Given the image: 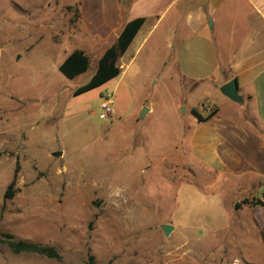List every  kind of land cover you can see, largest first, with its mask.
Returning <instances> with one entry per match:
<instances>
[{
  "label": "rangeland",
  "instance_id": "obj_1",
  "mask_svg": "<svg viewBox=\"0 0 264 264\" xmlns=\"http://www.w3.org/2000/svg\"><path fill=\"white\" fill-rule=\"evenodd\" d=\"M82 2L0 0V230L60 255L0 244V264H264L254 208L235 207L238 191L203 190L184 166L176 144L194 117L178 105L198 107L203 90L191 96L173 65L161 70L154 40L121 76L73 95L98 63L92 52L86 73L59 71L82 43ZM142 107L152 108L143 118Z\"/></svg>",
  "mask_w": 264,
  "mask_h": 264
},
{
  "label": "crops",
  "instance_id": "obj_2",
  "mask_svg": "<svg viewBox=\"0 0 264 264\" xmlns=\"http://www.w3.org/2000/svg\"><path fill=\"white\" fill-rule=\"evenodd\" d=\"M79 10L82 43L76 50L97 53V61L129 22L145 19L118 61L121 75L154 40L161 70L173 65L191 96L203 90L198 107L205 114L195 104L178 105L194 117L176 144L188 151L184 166L200 175L205 191L221 198L238 191L235 207L250 205L256 224L264 225V0H83ZM231 80L242 102L221 94Z\"/></svg>",
  "mask_w": 264,
  "mask_h": 264
},
{
  "label": "trees",
  "instance_id": "obj_3",
  "mask_svg": "<svg viewBox=\"0 0 264 264\" xmlns=\"http://www.w3.org/2000/svg\"><path fill=\"white\" fill-rule=\"evenodd\" d=\"M144 22V18H138L129 22L124 27L117 42L108 48L98 60L96 72L86 84L75 89L74 96L98 88L121 75L118 61L126 53ZM90 63V58L83 51L75 50L59 66V71L68 80H73L86 73L89 70ZM195 114L198 115L196 111ZM17 173L18 168L15 171L13 182L4 195L5 200L13 197L12 190L16 182ZM236 208H239V204L236 205ZM0 244L6 245L14 254H37L49 259H60V255L54 247L17 240L10 234L2 233L1 230Z\"/></svg>",
  "mask_w": 264,
  "mask_h": 264
},
{
  "label": "water",
  "instance_id": "obj_4",
  "mask_svg": "<svg viewBox=\"0 0 264 264\" xmlns=\"http://www.w3.org/2000/svg\"><path fill=\"white\" fill-rule=\"evenodd\" d=\"M209 25L211 26V22L209 23ZM220 92L223 96H225L226 98L234 101V102H242L241 97H239V93H238V84L236 80H231L228 83H226L225 85L220 87ZM148 112L147 108H144L141 114V118H143ZM61 152H57L55 153V156H60ZM163 232L166 236H169L170 233L173 231L174 227L169 226V225H164L163 226Z\"/></svg>",
  "mask_w": 264,
  "mask_h": 264
},
{
  "label": "built area",
  "instance_id": "obj_5",
  "mask_svg": "<svg viewBox=\"0 0 264 264\" xmlns=\"http://www.w3.org/2000/svg\"><path fill=\"white\" fill-rule=\"evenodd\" d=\"M105 102H103L102 106H101V109H102V112H103V117L104 118H110V116L113 114V101L112 99L110 98L109 95H105ZM260 201L262 203H264V193H262L259 197Z\"/></svg>",
  "mask_w": 264,
  "mask_h": 264
}]
</instances>
